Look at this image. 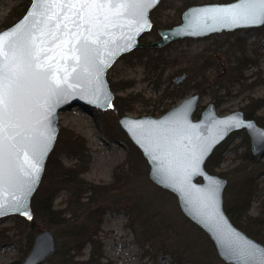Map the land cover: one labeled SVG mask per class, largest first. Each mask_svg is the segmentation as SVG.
Wrapping results in <instances>:
<instances>
[{
    "label": "rangeland",
    "instance_id": "obj_1",
    "mask_svg": "<svg viewBox=\"0 0 264 264\" xmlns=\"http://www.w3.org/2000/svg\"><path fill=\"white\" fill-rule=\"evenodd\" d=\"M205 1L207 0H200V4L208 3ZM21 2L22 0H0V31L6 28L3 25L6 15ZM182 4L183 0H162L155 9L162 20L172 18L179 22L181 20L179 9ZM158 37L159 35L151 29L142 42L149 44L159 39ZM161 48L163 51H156L154 56L165 57L168 60L167 65L148 69L146 64L148 56L144 54L143 47L120 57L108 71L110 84L120 80L134 82L132 87L123 91L112 89L115 96L138 94L139 102L136 109L126 112V115L159 117L178 105L185 97L198 93L200 99L194 113L195 119L199 118L202 110L210 102L216 104L221 115L234 110H242L246 115L244 107L253 99L262 102L256 112H253L254 116L264 117V24L259 27L222 31L205 37L182 38ZM148 50L153 51L154 48ZM238 57H245L251 62L243 68L240 75L234 76L233 69L237 65ZM206 60L207 64L211 65L206 69L205 81L197 77V69L194 66L201 67ZM183 72L190 75L181 87L185 88L187 93L171 107L159 106L158 96L165 89L175 87L174 78ZM199 89L202 92L198 91ZM120 116L112 109L103 111L79 105L59 114V132L63 128L72 129L86 139L88 170L81 174L85 180L112 186L115 183L114 173L118 166H124V170L131 174L134 173L131 164L137 169V175L121 188L111 189L103 200L107 209L99 233L104 250L101 263L194 264L199 260L209 261L210 264H228L219 257L209 236L198 230L197 225L185 216L175 194L168 193L169 191L157 186L150 179V166L147 160L145 159L146 164L142 161L139 164L138 156L129 153L131 149L127 140L129 137L122 133L123 129L118 122ZM217 148L222 160L212 173L228 179L224 191V205L227 202H235L234 191L244 175L236 168L247 159L248 165L257 167L255 183L261 192L254 198L250 214L257 216L261 211L264 212V207L262 209L260 207L261 199L264 198V157H258L256 161L248 158L251 143L246 130L233 132ZM59 158L69 167L80 164L79 159L64 153H61ZM249 170L252 168L249 167ZM198 180L201 181V178ZM68 193L67 190H63L55 198L56 209L66 207ZM146 216L152 217L150 228L154 229L157 226L160 230L157 236L148 240L141 235L143 230L141 224ZM46 226L48 225L42 220L37 219L33 228L29 220L18 215L1 218L0 264H21L31 249L35 234ZM49 227L56 236L57 251L42 264H58L61 260L58 250L64 243L66 230L64 226ZM89 253L90 246L87 245L83 254L76 257V260H87Z\"/></svg>",
    "mask_w": 264,
    "mask_h": 264
},
{
    "label": "water",
    "instance_id": "obj_2",
    "mask_svg": "<svg viewBox=\"0 0 264 264\" xmlns=\"http://www.w3.org/2000/svg\"><path fill=\"white\" fill-rule=\"evenodd\" d=\"M161 1L148 4L143 9L144 19L150 27L139 32L135 30L138 25L132 22L134 17L128 16L115 21L126 27L94 26L92 32L95 35H90L83 28H76L72 23L79 6L77 9L63 11L59 6H53L49 11L46 8H37L36 0H31L27 11L17 22L0 31V35L4 32L11 33L18 31L19 27H31L34 20H43L44 23L37 24L32 32V35L37 38L36 44L40 59L53 62L54 58V63L60 69L58 74L63 76L64 70L71 73L68 77L71 87L63 93L62 97H49L46 87L42 83H37L31 92L27 107L20 112L19 123L29 130V135L41 132L47 134L50 130L53 139L40 162V170L33 190L26 197L21 185L27 177L23 176L20 168H23L25 172L29 171L25 161L32 159L30 149H26L27 155H21L14 160L11 169H6L4 182L0 184V204L4 205L2 209L4 214L0 215V219L11 215L22 216L27 220L33 219L32 197L40 186L47 160L59 135L60 112L75 105L91 106L103 111L112 109L115 92L110 86L107 73L120 57L137 48H161L182 38L205 37L222 31L259 27L264 24L241 22L226 26L216 18L218 14L215 10L233 9L241 4L242 0L196 4L189 6L182 13L180 23L170 28H160L159 39L149 44L143 43L140 37L151 31L153 26L151 12ZM236 10L242 11V9ZM105 11L110 10L105 9ZM32 12H37L35 18L30 15ZM41 12L49 16L54 13L55 16L49 22L47 16L40 15ZM66 30L69 33H78V35L75 37L65 35ZM49 31L55 32L59 37L55 43L47 35ZM81 36H87L90 40L98 38L99 42L93 46L97 49L94 60L96 62L103 60L110 65L102 66L98 79L90 85L73 78L76 73L86 75L85 65L77 64L70 58L73 51L69 49L73 45L79 47L76 45V40ZM128 36L132 37L131 41L128 40ZM13 38L12 36L3 37L5 41ZM64 40H71L72 45L62 44ZM129 42L132 44L131 48L127 47ZM48 49L52 51H47ZM112 53L116 54L113 56ZM75 54L79 55V52ZM73 69L76 71L73 72ZM89 71L92 69L89 68ZM189 77L187 72L177 75L174 78L175 86L181 88ZM78 83L80 87L77 88L75 85ZM94 89L100 90V99L93 94ZM103 94H107L110 107L104 106L108 101H103ZM199 99L200 95L194 93L159 117L153 115L134 117L125 114L119 117L118 122L147 160L150 166V179L157 186L175 194L182 212L209 236L222 260L228 264H264V243L235 225L225 209L224 191L228 179L206 168V163L215 149L233 132L243 129L250 137L252 155L264 157V126L260 125L255 118L246 117L242 110H234L221 115L214 102L207 104L199 118L195 119L194 113L197 110ZM236 122H239V126H234ZM195 157L200 159L196 168L193 167ZM200 178L201 181L198 180ZM17 201H21L23 206L18 207ZM56 251V236L52 229L46 226L35 234L31 249L21 264H42Z\"/></svg>",
    "mask_w": 264,
    "mask_h": 264
},
{
    "label": "trees",
    "instance_id": "obj_3",
    "mask_svg": "<svg viewBox=\"0 0 264 264\" xmlns=\"http://www.w3.org/2000/svg\"><path fill=\"white\" fill-rule=\"evenodd\" d=\"M231 1L234 0H217V2ZM205 2L212 3L211 0ZM30 4L31 0H22L20 4L14 6L4 18L3 25L7 28L17 22L25 14ZM196 4H200V0H183V4L179 9L180 19L182 20V13L189 6ZM151 18L153 21L152 29L156 35H159L158 31L160 28H170L181 22V20L177 22L172 20V18L162 20L158 17L157 9L152 10ZM145 36L146 33L140 37V40L144 41ZM148 49L150 48L144 47L143 51L144 54L148 56L146 62L149 67L148 69H157L161 67V65H167L168 60L165 57L162 55L154 56L156 51L162 52L163 48H154L153 51H149ZM205 62L201 67H197V65L194 67L197 69V77L206 81V69L211 64H207V60ZM250 62L251 61L245 57H238L237 65L233 69L234 76L240 75L243 68ZM110 85L112 89L114 88L118 91H123L132 87L134 82L120 80L111 83ZM157 88L159 89V87ZM198 91L202 92L200 89ZM186 93L187 91L185 88H177L176 86L173 88H167L160 94V96H158V104L159 106L164 105L171 107L178 99L184 97ZM137 95L138 94L130 93L127 96H115L112 107L113 112L120 116L126 112L134 111L137 106L136 104L139 102ZM261 103V100L253 99L246 107H244V110L247 117H255L257 122L264 126V117H256L253 114V112H256L261 106ZM122 133L126 135L123 130ZM127 140L131 147L129 153L131 152L132 156L134 154L138 156L139 164L142 162L146 164V160L141 151L130 141L129 138ZM61 153L79 159L80 164L73 167L66 166L59 158ZM248 158H251L254 161L258 159V157L253 156L250 152ZM221 160L222 158L220 157L219 150L216 148L215 152L208 159L206 168L210 172H215V169L219 166ZM246 160L247 159L236 168L237 171L243 172L244 175L234 191L236 194L235 202H227L225 204V209L235 225L244 230L251 237L264 243V212L261 211L257 216L250 214L254 198L261 194L255 183V170L257 167L254 165H248ZM88 161V149L85 137L72 129L63 128L59 132L57 145L54 147L47 160L40 186L32 197L31 207L34 217L32 220H29V223L33 228L36 226L37 219L42 220L48 226L65 227V240L58 250L61 258L60 263L58 264H102L101 260L104 257V250L99 233L101 231L103 215L107 209L103 200L106 199L111 189L121 188L124 183L128 182L132 177L138 174L137 169H135L132 164L131 168H133L134 172L132 174L128 171L126 172L124 166L121 165L115 169V183L112 184V186L94 184L81 177V174L88 170ZM249 167H251L252 170H249ZM63 190L69 192L65 200L66 207L56 209L54 206V200ZM260 207L261 209L264 207V198L261 199ZM151 220V216H146L141 224L143 227L141 235L145 240L157 236L160 232L157 226L154 229L150 228V225L152 224ZM70 224L73 225L71 226ZM196 228L204 233L200 227L196 226ZM30 239H32V237H30ZM87 245L90 246L89 258L87 260H76V257L83 254V250ZM194 264H210V262L197 260Z\"/></svg>",
    "mask_w": 264,
    "mask_h": 264
},
{
    "label": "snow or ice",
    "instance_id": "obj_4",
    "mask_svg": "<svg viewBox=\"0 0 264 264\" xmlns=\"http://www.w3.org/2000/svg\"><path fill=\"white\" fill-rule=\"evenodd\" d=\"M157 2L158 0H36V6L49 11L53 6H59L62 11L77 9L79 6L74 14L75 19L72 20L73 25L76 28H83L90 35H95L92 32L94 26L126 27V25H120L115 21L128 16L134 17L132 22L138 25L135 29L137 32L145 30L150 25L144 19L143 9L148 4ZM105 9L110 11H105ZM236 9H242V11ZM215 11L218 14L216 18L226 26L241 22L246 24L264 23V0H242V3L233 9H217ZM30 15L35 18L37 12H32ZM40 15L47 16L49 22L55 16L54 13L49 16L44 12H41ZM41 23L44 21L34 20L31 27H19L18 31L4 32L0 35V184L4 182L6 169H11L14 160L21 155H27L26 149H30L32 159L25 161L29 171L25 172L23 168H20L23 176L27 177L21 185L25 197L33 190L40 170V162L48 151L53 136L50 130L47 134L41 132L29 135V130L23 128L19 123L20 112L27 107L31 92L37 83H42L46 87L49 97H62L63 93L71 87L68 82L71 73L64 70L63 76L58 74L60 69L54 63V58L53 62H45L38 55L37 38L32 35V32L37 24ZM41 35H45V33H41ZM47 35L51 37L53 43L59 39L53 31H49ZM65 35L75 37L78 33H69L66 30ZM8 36L14 38L5 41L3 37ZM128 40L131 41L132 37L128 36ZM98 42V38L90 40L87 36H81L76 40V45L79 47L73 45L69 49L73 51L71 60L77 64L85 65L84 73L86 75L82 76L81 73H76L73 78L86 85H90L94 83L95 79H98L102 66H110L106 61L96 62L94 60L97 49L93 46ZM61 43L72 45L71 40H64ZM127 47H132L131 42ZM47 51H52V49ZM76 52H79V55H76ZM89 68L92 71H89ZM75 87H80V84H76ZM93 94L97 96V99H100L99 89H94ZM103 101H108L104 106H111L107 94H103ZM234 126H239V122H236ZM199 163V157L193 158L194 168L198 167ZM17 205L18 207L23 206L21 201H17ZM3 207L4 205L0 204V215L4 214Z\"/></svg>",
    "mask_w": 264,
    "mask_h": 264
},
{
    "label": "flooded vegetation",
    "instance_id": "obj_5",
    "mask_svg": "<svg viewBox=\"0 0 264 264\" xmlns=\"http://www.w3.org/2000/svg\"><path fill=\"white\" fill-rule=\"evenodd\" d=\"M246 116V115H245ZM249 118V117H248ZM254 156V155H253Z\"/></svg>",
    "mask_w": 264,
    "mask_h": 264
}]
</instances>
